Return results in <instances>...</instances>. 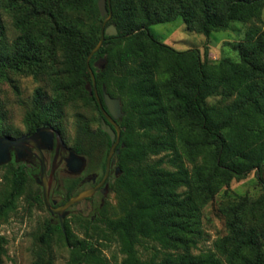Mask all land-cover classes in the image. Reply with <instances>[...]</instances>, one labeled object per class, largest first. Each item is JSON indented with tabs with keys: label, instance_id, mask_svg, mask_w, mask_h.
<instances>
[{
	"label": "trees",
	"instance_id": "16d2710c",
	"mask_svg": "<svg viewBox=\"0 0 264 264\" xmlns=\"http://www.w3.org/2000/svg\"><path fill=\"white\" fill-rule=\"evenodd\" d=\"M98 2L0 0V82L10 72L51 75L60 92L94 105L101 119L94 140L87 141L84 128L69 148L90 159L104 145L103 177L112 142L102 129L104 115L89 90L93 80L87 67L102 36ZM110 5L113 17L106 27L114 25L118 35H106L90 66L101 100L104 89L122 100L120 153L115 155L121 174L110 178L109 195L115 189L131 207L120 220L103 217V208L94 218L78 217L85 228L83 239L73 234L67 220L65 232L50 221L42 240L48 246L55 238L69 245L67 264H108L99 241L112 239L124 255L119 264H264V32L236 46L238 62L210 64L208 52L203 60L199 50H176L150 31L182 18L190 30L208 37L227 31L238 8L262 9L264 0H110ZM3 15L15 27L11 45L4 39ZM61 99L49 101L42 89L36 90L26 118L29 132L53 126ZM179 145L189 151L193 164L203 156V164H195L192 173ZM162 153L166 155L151 160ZM8 165L12 187L0 200V222L14 210L32 176L21 164ZM252 172L262 185L261 199L244 198L225 210L227 235L216 243L215 252L193 255L202 237L201 210L234 178ZM40 202L45 204L44 197ZM143 240L155 249L146 261L138 250ZM4 245L0 236V264Z\"/></svg>",
	"mask_w": 264,
	"mask_h": 264
},
{
	"label": "rangeland",
	"instance_id": "374dc122",
	"mask_svg": "<svg viewBox=\"0 0 264 264\" xmlns=\"http://www.w3.org/2000/svg\"><path fill=\"white\" fill-rule=\"evenodd\" d=\"M5 28L4 39L11 45L16 37L15 27L9 16H2ZM158 41L167 44L179 51L197 49L202 59L208 52L210 64H219L223 61L238 62L240 60L236 46L241 43L253 41L264 32V6L262 9L243 8L237 9L235 20L227 31L213 32L206 36L190 30L182 18L167 23L154 25L150 29ZM42 89L47 99H61V109L54 120L53 126L62 134L68 147L73 146L79 137L83 136V129L87 128L89 135L87 141L94 140V134L101 125V119L95 106L84 98L63 94L59 91L57 79L51 75H33L10 72L8 80L0 82V134L19 138L29 132L26 118L35 105L36 90ZM127 108V107H126ZM173 121V119H172ZM96 141V139H95ZM106 147L98 146L92 158L87 159L86 174H102V164L105 158ZM178 152L192 173L195 164H203V156L198 155L196 163L190 160L189 151L179 145ZM153 156L156 161L165 156ZM169 160V158L167 159ZM51 162V161H50ZM51 164V163H49ZM166 167L171 168L169 165ZM64 164L60 168L59 187L66 190L72 185L71 176L64 171ZM13 170L9 165L0 168V200L11 189ZM263 195V188L256 173L252 172L244 179L234 178L229 187L222 188L214 200L201 210L200 229L202 237L198 239L197 248L193 255L215 252L216 243L227 235L225 210L237 204L244 198L258 201ZM43 190L32 176L27 177L22 195L15 203V208L0 222V236L5 239L4 264H67L70 259V247L55 238L50 241V246L42 240L48 223L51 221L46 205L40 202ZM91 202H84L72 208V214L67 219L73 234L83 239L86 237L85 228L78 217L91 218L89 212ZM100 205V198L96 199V207ZM131 207L122 193L112 190L107 197L102 209V216L112 220L124 218L126 211ZM97 226L106 230L104 223ZM100 248L108 260V264H119L124 255L120 245L114 239L99 241ZM140 258L149 260L155 252L154 244L143 240L138 246ZM162 257V255H160Z\"/></svg>",
	"mask_w": 264,
	"mask_h": 264
},
{
	"label": "water",
	"instance_id": "95a60500",
	"mask_svg": "<svg viewBox=\"0 0 264 264\" xmlns=\"http://www.w3.org/2000/svg\"><path fill=\"white\" fill-rule=\"evenodd\" d=\"M98 7L102 17L104 18V23L101 40L87 58L88 71L93 80V87H89V90L93 95H95L99 107L104 115L102 129L105 133L110 136L112 146L107 157L105 176L101 183L94 188L83 190L77 195L73 196L63 207L58 210H54L50 204L51 187L47 182L46 167L43 163L42 175L41 178L37 180V183L43 187V196L46 208L53 215H55L59 211H64L73 205L83 202L86 199L92 198L100 188L106 185L110 177L111 167L116 164L115 155L120 153L118 147L121 144L122 129L120 128L117 121L122 120L124 117L122 100L119 98L111 97L105 89L103 92V101L101 100L98 93L96 77L90 66V61L93 56L97 54L104 46V43L106 41V35L110 37L118 35V30L114 25H109L106 27V25L112 20L113 17L110 0H99ZM44 130L51 131V133L45 135L43 133ZM55 138H57L58 149L61 146L65 145L61 132L49 124H45L44 126L38 128L33 135L27 134L19 138H14L13 136H0V168L10 164L13 161L14 157L16 163H19L24 159V157L27 156L28 152H30L32 148H36L38 151H40V153H42V150L40 148L41 140L48 143V145H52L54 143ZM56 159L57 156L55 158V161ZM66 166L71 175L80 176L87 169L88 161L87 158H85L84 156H80L76 154L73 150H70L69 157L66 159ZM54 169L55 162L53 171ZM120 174L121 169L117 167L116 175L119 176ZM61 226L65 232V227L62 220Z\"/></svg>",
	"mask_w": 264,
	"mask_h": 264
},
{
	"label": "flooded vegetation",
	"instance_id": "af4514ba",
	"mask_svg": "<svg viewBox=\"0 0 264 264\" xmlns=\"http://www.w3.org/2000/svg\"><path fill=\"white\" fill-rule=\"evenodd\" d=\"M120 121L121 120L117 121V123H119ZM54 128L57 129L56 127H54ZM37 129H36V131H37ZM35 132H33V133L27 132L25 135H27V134L33 135ZM43 133L46 135L48 133H51V131L44 130ZM64 143H65V141H64ZM40 148L42 150V153H40V151H38L36 148H32L31 151L28 152L27 156L24 157V159L17 164L23 165L26 168V170L32 175V177L35 179V181L37 182V180L41 178L42 165L44 163V165L46 167L47 182L49 183V185L51 187L50 204L54 210H58L61 207H63L73 196L77 195L81 191L96 187L98 184L101 183V181L103 180V178L105 176V174L103 177H101V175H99V174H86L85 175L84 173L87 169L80 176L71 175L67 169V166H66V159L69 157V151L71 149L66 145V143H65V145L61 146L58 149L57 138H55L54 143L52 145H48V143L41 140ZM56 156H57V159L55 161ZM13 161L16 162L15 157H14ZM54 162H55V169L53 171ZM49 163H51V164H49ZM63 164L65 166L64 171H66L71 176L72 181L73 182L78 181V183L76 185L72 186L71 192H69L68 187L66 188L65 191L59 187L60 168ZM116 169H117V160H116V164L111 167L110 177H109L106 185H104L102 188H100L92 198L86 199L85 201L78 203V204H81L84 202H91L92 205L89 209V212L91 214H93V218L99 215L100 209H102L104 204H105L106 198L111 191L109 180L112 176L116 175ZM39 186L43 190V187L41 185H39ZM68 194H69L70 198H68ZM97 198H100L99 207H96V199ZM78 204H76V205H78ZM76 205H73L64 211H59L55 215H53L49 212L50 216H51V221L54 224H59V225H61V220L63 221V223H65V221L72 214V208Z\"/></svg>",
	"mask_w": 264,
	"mask_h": 264
}]
</instances>
